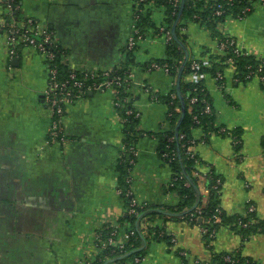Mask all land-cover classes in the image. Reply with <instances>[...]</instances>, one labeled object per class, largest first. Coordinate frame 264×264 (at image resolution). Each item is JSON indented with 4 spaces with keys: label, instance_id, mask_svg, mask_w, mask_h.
I'll return each mask as SVG.
<instances>
[{
    "label": "crops",
    "instance_id": "0c3cea01",
    "mask_svg": "<svg viewBox=\"0 0 264 264\" xmlns=\"http://www.w3.org/2000/svg\"><path fill=\"white\" fill-rule=\"evenodd\" d=\"M138 5V0H0V264H90L101 253L95 235L113 229L112 224H119V235L130 240L127 223L120 221L127 212L118 192L120 170L128 158L122 149L127 126L124 108L115 105L117 91L89 90L75 100L63 119L65 141L53 142L55 116L45 100L47 63L34 47L9 46L3 26L10 22L11 9L18 21L33 18L53 32L69 70L103 73L126 68L128 40L138 29ZM147 6L154 25L138 41L129 92L132 108L140 113L134 128L139 154L127 168V178L134 198L161 215L145 222L148 238L138 247L128 246L118 258L145 251L140 264H218L216 257L228 254L234 259L239 255L240 264H264L261 85L236 83L229 69L225 92L214 81L206 82L217 123L241 133L236 143L227 136L207 137L200 128L193 132L200 163L193 175L198 192L192 207L197 205L199 212L208 207V179L214 172L222 181L220 206L231 221L207 234L202 217L193 222L175 212L179 196L167 190L173 169L160 154L159 135L172 125L166 123L169 105L161 96L177 93L180 71L167 75L148 70L149 63L167 57V45L154 28L167 23L168 13L164 6ZM227 23L229 34L264 56L263 6L242 21L231 18ZM186 24L182 33L187 40L180 41L189 57H207V50L218 53L217 40L203 24ZM184 59L185 54L180 69ZM176 111L181 114L182 106ZM249 217L257 226L254 232L232 228L235 220ZM155 226L175 242L157 239L149 232ZM112 260L105 264H115Z\"/></svg>",
    "mask_w": 264,
    "mask_h": 264
},
{
    "label": "trees",
    "instance_id": "16d2710c",
    "mask_svg": "<svg viewBox=\"0 0 264 264\" xmlns=\"http://www.w3.org/2000/svg\"><path fill=\"white\" fill-rule=\"evenodd\" d=\"M223 0H217V1H205V0H185V5L184 9L181 15V20L176 28V34L177 38L180 40L182 39L184 42H186L187 38L185 35H183V30L187 26L186 21L189 23H201L205 25L206 29L210 31L211 36L216 39L217 41L223 39L222 32L219 30V24L224 22L226 17L228 15H237L241 13V10L245 7L247 4V0H240L239 2L235 3L233 6L225 8V13L222 16H215L214 12L216 10L217 4L222 3ZM155 4V6H164L166 8V11L168 13V20L165 25L170 29L173 30V25L178 19L180 10H181V5L178 7L174 6V0H145L144 2L140 3V5L145 6L149 4ZM182 4V0H181ZM139 20H138V29L140 30L142 35L147 34V30L145 28L149 26H153L152 18L150 16L149 11L144 12L139 14ZM194 15H198L200 17L199 20H196L194 18ZM60 53L57 56V59L54 61V64L58 67L59 70V77L58 80L64 81L68 79L70 70L69 68L62 63V57H63V50L59 48ZM137 46L135 47L134 50H125V59H126V68H121V69H115L111 72L113 76L115 75H125V71L131 67L137 65L138 62H135V54H136ZM167 57L164 59L160 60H155L158 63H168L169 66L171 67L172 70V75L177 74L178 71H180V66L181 62L183 61L184 58V48L182 45L173 37L171 43L167 45ZM207 56V59L209 63L211 64L210 67H203V72L206 74H209L212 78L215 76L217 72H224L226 66L228 64L226 63L228 60L227 58L230 57V54L226 55H221L218 53H209V50L204 52L203 55ZM193 56H190L188 58L187 64L183 70V75L181 78V91L183 95V100L185 103V115L184 118L182 119V122L179 126L178 130V135H176L175 128L177 125V120L181 116L179 112L176 111V108L179 107L181 109V101L177 93H175V98L171 97V94H166L161 96L162 100L169 105V111L172 112V117L170 118L172 127L169 131L159 135L160 139V148H161V156L163 157L164 155H168L165 160H170L169 164L173 169V176H172V185H169L167 187V190L169 192L177 193L179 196L180 202L179 205L176 207L175 212L181 213L187 209H190L195 201H196V195L198 192V186H197V181L198 179L195 178L194 172L197 171L198 167H196L195 162L193 159H190L186 155V149L183 147V144H186L187 141L191 138H193V132L196 129H202L206 134L207 137L211 136L208 135V133H215L216 135H220L218 133V130L220 127H224V125L217 123V117H216V111L213 105V101L210 98V94L207 92L200 93L199 97H205L208 99L212 106V113L210 115H201L202 109L204 105L202 103H197L194 104L193 106L190 104L189 99L191 96L195 95L196 93L191 92V90L194 88L193 83H190L187 81V77L189 74L192 72L190 69V61L192 60ZM201 58V57H199ZM206 58V57H203ZM250 63H255V60L253 58H242V57H234V64L237 66L238 71L240 72V76L243 77L244 72H245V65L250 64ZM149 67V64H148ZM82 77V76H80ZM102 81V78L97 79V82ZM92 81H89L88 84H90ZM204 94V95H203ZM130 94L127 93H121L119 95L120 99L123 98H128ZM160 98V97H159ZM160 98V100H161ZM130 108H132L131 104H128ZM121 114L123 118H126V123L125 125L127 126V141L125 142L128 145H134L136 146L137 143V137H136V132H135V126L138 124L139 119L135 117L134 114H126V109L121 110ZM199 115L201 118V123L200 125H196L193 122V116L194 115ZM228 130V136L233 139V141L239 140L240 141V130L235 129V130ZM181 134H185L186 137L185 139H179L176 140L178 136ZM222 136V135H220ZM225 136V135H223ZM174 138V141L171 142L169 139ZM239 146V144L237 145ZM181 154V158H179V153ZM126 163H123L122 168H121V174L122 178L120 181V187L124 194L130 189V183L127 182V168H130V164L128 163L131 157H127ZM164 158V157H163ZM128 164V165H127ZM209 181L207 185V189L209 190V205L205 209L201 210V213L199 214L197 210H194L190 213H187L183 215V218L186 220H192L193 222H197V220L202 217L204 222L203 225L207 228L208 232L207 234L212 233L214 230L217 231L218 228L222 223L228 224L231 221L228 220L226 217V214L224 213L223 209L220 206L219 203V195H220V190L222 187V183L217 186V188L214 187L216 184V181L220 179V177L213 173L209 174ZM182 176V178L180 177ZM187 176L190 177L191 182L188 180ZM222 182V181H221ZM185 183H189V185H185ZM123 199L126 202V215L122 217L120 220L123 225L127 223V226H125L126 232L129 234L131 232H134V234L130 235V240L129 242L124 246L123 249H120L119 246L115 247H109L99 253L97 256L96 260L94 262H91L90 264H105L108 259H114L118 258L121 255H124L129 249L128 246L133 245L131 248L138 247L141 242L144 239H147L148 236L145 235L143 232V226L145 225L146 221H150V219H153L158 214L157 212H152L151 207H144V208H138V211L140 212V216H142L141 219V232L138 231L137 228V222L139 220V217L130 215L128 214V210L131 208V197L127 195H123ZM221 209L222 214L220 215V222L219 223H214L213 221V215L216 214L217 209ZM252 218H244L238 221H234L232 228L234 230L238 231H247V232H254V230L257 229V226L254 224L250 227L247 228H242L238 225L239 221L242 222H247L250 221ZM229 221V222H228ZM130 225V228H129ZM264 229V226H263ZM160 230H165L161 226H155L149 229L150 233L155 234V237L157 233ZM111 229H105L102 232V237L106 238V236L110 233ZM161 239H169L170 236H164V238ZM160 239V240H161ZM145 254V251H139L136 253H132L130 256H125L123 259H119L115 262V264H128L130 260H132V263L136 258L142 259ZM231 256L232 255H220L216 257V261L218 264H240V258L239 255L236 256L237 262H228L225 260V257ZM234 258V257H233Z\"/></svg>",
    "mask_w": 264,
    "mask_h": 264
},
{
    "label": "built area",
    "instance_id": "2783aa9c",
    "mask_svg": "<svg viewBox=\"0 0 264 264\" xmlns=\"http://www.w3.org/2000/svg\"><path fill=\"white\" fill-rule=\"evenodd\" d=\"M145 0H138V10L136 14L137 21L141 13L147 12L148 6H141L140 3L144 2ZM240 0H223L222 3L217 4L216 10L214 12L215 16H222L225 13V8L233 6L235 3L239 2ZM181 5V0H174V6L178 7ZM263 6L264 7V0H247V4L241 10V13L237 15H228L224 22L219 24V30L222 32L223 39L217 41V49L218 54L226 55L230 54L231 56L227 58V64L224 72H217L215 76L212 78L209 74L203 72V67H210L211 64L209 63L207 57L206 58H198L196 56L192 57L190 61V69L191 73L187 77V81L190 83L195 84L194 88L191 92L196 93L195 95L191 96L189 99L190 104L193 106L197 103H202L204 105L201 115H210L212 113V106L208 99L204 96L199 97L200 93L207 92V80H212L216 83V85L222 90L226 91V69L232 70L234 73L233 80L239 84H245L250 81H257L264 92V56L259 55L256 50H251L246 45L239 42L233 35L227 32V22L232 19L234 21L239 22L247 18V16L257 7ZM16 12L11 9L8 17H10V22L3 26L7 42L9 46L13 49L19 45L23 46H30L34 47L38 52H40L46 60L47 68H48V76H49V86L45 94V100L48 107L53 112L55 119L52 123L51 128V140L53 142H64L65 141V133L63 129V119L65 116L66 108L70 106L75 100L81 98L87 91L89 90H97V91H104L113 89L117 91L118 95L122 92L129 94L132 80L134 76V66H131L128 71H125V75H115L111 74L112 71H106L103 73H97L95 71H85V72H78L75 70H70L69 76L67 80L60 81L58 80L59 77V70L58 67L54 64V61L57 59L58 54L60 53V46L55 41L53 32L48 29L47 27L42 26L38 21L33 18L25 19L24 21H18L14 15ZM196 20H199L200 17L198 15H194ZM197 25H202L201 23H196ZM205 26V25H204ZM154 33L157 37L161 38L165 45H169L173 39L172 30H170L165 24L158 25L154 28ZM145 39V35H142L139 29H136L134 33L130 36L127 44L128 50H134L135 47L138 45L139 40ZM234 57H242V58H253L255 63H250L245 65V72L244 76H240V72L238 71L237 66L234 64ZM149 71H162L167 75H172L171 67L168 63H158L153 61L149 63L148 67ZM82 76V77H80ZM102 78V81H98L97 79ZM89 81H92L88 84ZM205 94V93H204ZM203 94V95H204ZM206 95V94H205ZM172 98H175V93L171 94ZM130 99L123 98L118 99L115 101V105L119 108L126 109V114H134L136 118H140V113L135 111L133 108H130ZM172 117V112L168 111L167 113V120L166 123L170 125L171 121L170 118ZM193 122L196 125H200L201 118L199 115L193 116ZM123 123H126V118H123ZM172 125V124H171ZM228 128L227 127H220L218 133L220 135L228 136ZM170 130V129H169ZM168 130V131H169ZM205 136L207 134L202 131ZM208 135H216L215 133H208ZM186 135L181 134L176 138L185 139ZM171 142L174 141V138L169 139ZM239 143V140H236V143ZM197 144L196 138L189 139L186 144H183V147L186 149V155L193 159L195 162L196 167L199 165V158L195 152V146ZM123 154H126V157H131L129 160V164L133 165L135 160L139 154L137 146L128 145L126 143L123 144ZM180 157V152L178 153ZM168 155H164V160ZM167 163L170 160H165ZM182 178V176H180ZM127 182L130 183L129 179ZM221 184V181L218 179L216 184L214 185L217 188L218 185ZM172 185V182L169 183ZM185 185H189V183H185ZM119 194L130 196L131 201V208L128 210V214L134 215L137 217H141L138 208H144L145 205L139 203L133 196L132 188L124 194V192L119 189ZM197 211L199 209H196ZM253 212L255 209L251 207L249 209ZM200 214L201 212L198 211ZM222 214L221 209L216 210V214L213 215L214 223L220 222V215ZM255 224L254 220H250L247 222L239 221L238 225L242 228H247ZM105 228V227H104ZM103 228V230H104ZM112 228L110 233L106 236V238L102 237V232H98L95 235V247L97 251H104L109 247L119 246L120 249H123L124 246L128 243L127 239H122L119 235V224H112ZM108 229V227H106ZM205 232H208L207 228H203ZM261 230V229H258ZM215 232V230L213 231ZM133 235L134 232L126 233L125 235L129 237ZM170 236V241L172 243L175 242V239L172 234H169L166 230H160L156 237L157 239L164 238V236ZM225 260L228 262H236L235 259L231 256L225 257ZM140 259L136 258L133 263L131 264H140Z\"/></svg>",
    "mask_w": 264,
    "mask_h": 264
},
{
    "label": "water",
    "instance_id": "95a60500",
    "mask_svg": "<svg viewBox=\"0 0 264 264\" xmlns=\"http://www.w3.org/2000/svg\"><path fill=\"white\" fill-rule=\"evenodd\" d=\"M184 5H185V0H182L181 10H180L178 19L176 20V22L174 24V27H173V30H172L174 38L182 45V47L184 48V51H185V59H184L183 65H182V67L180 69V72H179L178 78H177V93H178L180 101H181L182 111H181V116L179 118V121H178V123L176 125V128H175L176 135H178L179 126H180V124L182 122V119L184 118V115H185V103H184L183 95H182V91H181V77H182V73H183L184 67L186 66L188 58H189V54H188V52H187V50L185 48V45L177 38V34H176V26H177V24H178V22H179V20L181 18V15H182V12H183V9H184ZM179 158H181V155H180ZM187 178L191 182L190 177L187 176ZM196 209H197V205H195L194 207H191L190 209H187V210L179 213V215H185V214L190 213V212H192V211H194ZM156 212H160V211H156ZM161 213H164V212H161ZM141 218H142V216L139 218V220L137 222V228H138V231H140V232H141V229H140V223H141L140 219ZM122 258H124V257L113 259L111 262H116L117 260L122 259Z\"/></svg>",
    "mask_w": 264,
    "mask_h": 264
},
{
    "label": "rangeland",
    "instance_id": "374dc122",
    "mask_svg": "<svg viewBox=\"0 0 264 264\" xmlns=\"http://www.w3.org/2000/svg\"><path fill=\"white\" fill-rule=\"evenodd\" d=\"M143 219H140V222L142 221Z\"/></svg>",
    "mask_w": 264,
    "mask_h": 264
}]
</instances>
